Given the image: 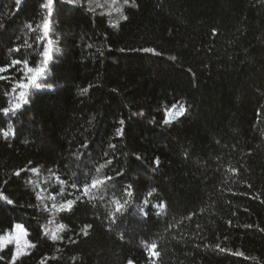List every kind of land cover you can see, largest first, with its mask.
Instances as JSON below:
<instances>
[{
    "label": "trees",
    "instance_id": "16d2710c",
    "mask_svg": "<svg viewBox=\"0 0 264 264\" xmlns=\"http://www.w3.org/2000/svg\"><path fill=\"white\" fill-rule=\"evenodd\" d=\"M46 3L0 0V264H264V0Z\"/></svg>",
    "mask_w": 264,
    "mask_h": 264
},
{
    "label": "snow or ice",
    "instance_id": "6c2138e0",
    "mask_svg": "<svg viewBox=\"0 0 264 264\" xmlns=\"http://www.w3.org/2000/svg\"><path fill=\"white\" fill-rule=\"evenodd\" d=\"M67 2L72 3V0H67ZM53 4H54V0H47V3L44 4L42 7L48 9L49 14H50L51 10L53 8ZM48 29H49V21L46 18L43 22V31H44L45 36L48 34ZM49 43H51V42H49ZM43 55H44L43 64L36 67V68H32V67L28 66L27 67V73L29 75H28L27 81L23 82V83H19L17 85V87H19L20 89L27 90L31 85L36 84L38 77H40L45 72V65H47L49 59L51 58L50 48H47V50L44 51ZM6 70H7L6 68H0V72H4ZM0 79H3V77L0 76ZM37 87H39V85H37ZM19 98L21 101H24L25 103H27V101L24 100V98H25V92L24 91H21L19 93ZM20 107H21L20 103H16L13 105V108H16V109H18ZM3 111L5 113H7L9 111V109H3ZM120 123L123 124L124 122L120 121ZM9 127H11V125H9ZM8 202L12 203L11 201H8ZM15 229L16 230H23V226L22 225H15ZM12 239H13V237L11 235L0 236V241H3L2 243H0V250H2L5 245L10 243Z\"/></svg>",
    "mask_w": 264,
    "mask_h": 264
},
{
    "label": "rangeland",
    "instance_id": "374dc122",
    "mask_svg": "<svg viewBox=\"0 0 264 264\" xmlns=\"http://www.w3.org/2000/svg\"><path fill=\"white\" fill-rule=\"evenodd\" d=\"M13 239L11 240V244L14 246L16 252H21L26 247V239H25V232L24 230H16L14 229L11 233ZM3 242V241H2Z\"/></svg>",
    "mask_w": 264,
    "mask_h": 264
}]
</instances>
